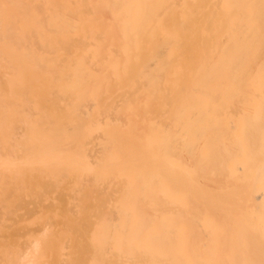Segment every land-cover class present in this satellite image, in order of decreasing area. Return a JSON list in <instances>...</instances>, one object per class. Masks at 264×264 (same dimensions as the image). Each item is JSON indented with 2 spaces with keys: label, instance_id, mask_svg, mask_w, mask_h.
<instances>
[{
  "label": "bare ground",
  "instance_id": "1",
  "mask_svg": "<svg viewBox=\"0 0 264 264\" xmlns=\"http://www.w3.org/2000/svg\"><path fill=\"white\" fill-rule=\"evenodd\" d=\"M0 264H264V0H0Z\"/></svg>",
  "mask_w": 264,
  "mask_h": 264
}]
</instances>
